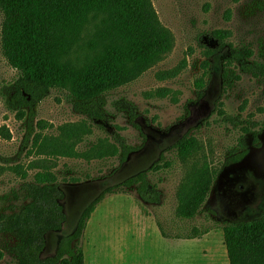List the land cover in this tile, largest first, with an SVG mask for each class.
<instances>
[{
	"label": "rangeland",
	"instance_id": "374dc122",
	"mask_svg": "<svg viewBox=\"0 0 264 264\" xmlns=\"http://www.w3.org/2000/svg\"><path fill=\"white\" fill-rule=\"evenodd\" d=\"M151 2L162 25L174 36L173 48L136 80L107 93L105 126L92 121V134L78 146L82 151L99 137L118 132L133 150L126 160L121 155L91 162L54 159L65 192L67 219L60 231L48 233L42 257L55 254L60 239L75 229L83 209L104 188L143 170L159 190L160 201L145 202L136 189L108 195L92 214L81 240L85 264H230L228 255L226 261L224 223L264 216V77L244 72L236 61L230 62L232 48L253 50L251 60H259L263 54L264 0ZM1 24L0 13V214L10 215L29 201L22 186L25 181L14 166L26 167L38 156L29 155L30 147L24 144L26 119L6 106L5 98L18 72L2 55ZM218 29L231 35L208 57V48L219 46L212 36ZM80 56L75 52L73 58ZM226 68L233 72L229 86L224 78ZM163 70H176L178 75L159 80L156 74ZM204 72H208L206 87L199 97L195 83ZM161 87L170 88L177 100L172 95L149 96ZM220 103L235 122L219 113ZM132 109L137 116L135 125L130 121ZM85 118L74 110L67 91L53 89L37 105L35 123L42 120L46 126L43 133L55 135L60 125ZM254 131L258 133L256 144ZM184 135L196 136L203 146L187 163L178 159L174 147ZM245 148L248 153L242 160L229 162ZM204 161L219 170L214 185L195 218H179L177 190L194 164ZM34 172L30 171L29 179ZM194 229L209 232L186 238ZM15 243L11 234L0 232V251L4 253L0 264H16Z\"/></svg>",
	"mask_w": 264,
	"mask_h": 264
},
{
	"label": "trees",
	"instance_id": "16d2710c",
	"mask_svg": "<svg viewBox=\"0 0 264 264\" xmlns=\"http://www.w3.org/2000/svg\"><path fill=\"white\" fill-rule=\"evenodd\" d=\"M0 13L1 52L18 72L5 98L6 106L26 119L24 144L30 147L29 155L38 156L26 167L14 166L16 174L25 181L22 186L29 201L18 212L0 214V232L15 238L16 264H85L81 240L92 214L108 195L136 189L143 201L157 203L160 192L150 183L146 170L104 188L83 209L75 229L60 239L55 254L42 257L48 233L60 231L67 219L65 192L55 171L54 159L81 158L91 162L117 155L127 159L133 148L118 132L112 137H99L82 151L78 146L92 134V121L102 128L105 126L107 93L147 71L173 48L174 36L160 22L151 0H0ZM230 35L227 30H214L212 36L219 46L208 48L207 56L223 47ZM262 50L259 60H251L253 50L232 48L230 62L236 61L244 72L264 77V45ZM75 52L81 55L77 59L73 58ZM205 64L210 66L208 59ZM232 73L228 68L224 72L228 86ZM177 75L176 70H163L156 77L166 80ZM207 75L204 72L195 83L199 97L206 87ZM53 89L67 91L74 110L86 118L62 124L57 134L48 135L43 133L46 126L42 120L35 123L36 109ZM169 95L177 100L170 88L161 87L149 93L160 98ZM219 113L235 122L223 109V103ZM136 117L132 109L130 121L134 125ZM253 136L254 144L258 143L256 131ZM174 147L182 163L193 160L203 149L194 135L182 136ZM247 153L245 148L229 162H238ZM197 163L177 190L176 215L182 219H193L200 213L219 173L207 161ZM32 170L35 172L29 179ZM222 231L230 264H264V216L226 222ZM208 232L194 229L186 238L201 237ZM3 256L0 251V260Z\"/></svg>",
	"mask_w": 264,
	"mask_h": 264
},
{
	"label": "crops",
	"instance_id": "0c3cea01",
	"mask_svg": "<svg viewBox=\"0 0 264 264\" xmlns=\"http://www.w3.org/2000/svg\"><path fill=\"white\" fill-rule=\"evenodd\" d=\"M227 252H225L226 254ZM222 255V254H221ZM222 261H224V255L222 256ZM226 261H227V254H226Z\"/></svg>",
	"mask_w": 264,
	"mask_h": 264
}]
</instances>
